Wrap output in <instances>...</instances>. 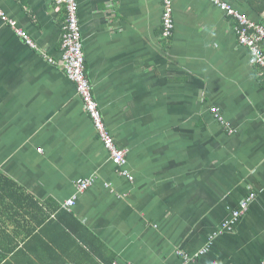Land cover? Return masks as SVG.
<instances>
[{
  "label": "crops",
  "instance_id": "crops-1",
  "mask_svg": "<svg viewBox=\"0 0 264 264\" xmlns=\"http://www.w3.org/2000/svg\"><path fill=\"white\" fill-rule=\"evenodd\" d=\"M77 1L87 76L127 164L64 72L0 16V264H264V80L237 21L211 0H172L166 41L162 0ZM221 2L264 26V0ZM62 9L0 0L54 59Z\"/></svg>",
  "mask_w": 264,
  "mask_h": 264
},
{
  "label": "built area",
  "instance_id": "built-area-1",
  "mask_svg": "<svg viewBox=\"0 0 264 264\" xmlns=\"http://www.w3.org/2000/svg\"><path fill=\"white\" fill-rule=\"evenodd\" d=\"M215 5L219 6L229 17L237 21L235 31L238 42L241 46L248 49L250 54V61L252 65L257 66L261 70V75L264 80V26L257 24L240 13L228 3L221 2V0H211ZM56 11L62 10L65 12V18L62 21V43H61V57L54 59L47 56L37 45V42L19 25L17 22L8 20L3 13V17L14 30L16 35L22 39L23 43L33 51H36L43 56L51 65L61 69L66 77L75 85L78 95L83 101L84 108L90 118L92 119L95 129L103 142L105 148L110 154V158L118 167H124L127 164V150L119 147L114 136L109 131L99 105L95 99L92 85L88 79L86 71V57L84 52V39L82 28L78 15V1L77 0H53ZM162 40H169L173 37L175 29L174 8L172 0H162ZM212 113L216 115L220 121L224 122L227 128V123L219 109H212ZM230 129V128H229ZM121 175L133 179L127 170H122ZM90 180H81L77 183V193H83L91 186ZM76 198L69 199L65 204V209H71L76 203ZM255 199L254 195L244 200L238 211L234 213V217L239 219L249 209L250 203Z\"/></svg>",
  "mask_w": 264,
  "mask_h": 264
},
{
  "label": "trees",
  "instance_id": "trees-1",
  "mask_svg": "<svg viewBox=\"0 0 264 264\" xmlns=\"http://www.w3.org/2000/svg\"><path fill=\"white\" fill-rule=\"evenodd\" d=\"M0 178L2 179V177L0 176ZM5 185H9V186H13V184L10 181H7L5 179H3Z\"/></svg>",
  "mask_w": 264,
  "mask_h": 264
},
{
  "label": "bare ground",
  "instance_id": "bare-ground-1",
  "mask_svg": "<svg viewBox=\"0 0 264 264\" xmlns=\"http://www.w3.org/2000/svg\"><path fill=\"white\" fill-rule=\"evenodd\" d=\"M238 220V219H237Z\"/></svg>",
  "mask_w": 264,
  "mask_h": 264
}]
</instances>
